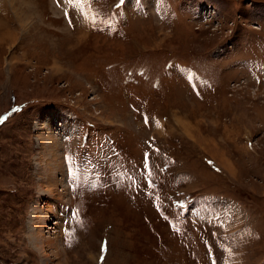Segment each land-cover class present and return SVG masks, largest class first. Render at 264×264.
Masks as SVG:
<instances>
[{"label": "rangeland", "instance_id": "374dc122", "mask_svg": "<svg viewBox=\"0 0 264 264\" xmlns=\"http://www.w3.org/2000/svg\"><path fill=\"white\" fill-rule=\"evenodd\" d=\"M116 1L0 0V264H264V75L243 63L264 65V0ZM190 67L212 85L194 93ZM81 119L86 147L109 133L118 149L68 192ZM146 150L152 194L139 175L106 183ZM195 195L206 220L172 233L153 205L186 214Z\"/></svg>", "mask_w": 264, "mask_h": 264}, {"label": "bare ground", "instance_id": "6f19581e", "mask_svg": "<svg viewBox=\"0 0 264 264\" xmlns=\"http://www.w3.org/2000/svg\"><path fill=\"white\" fill-rule=\"evenodd\" d=\"M52 190V189H51ZM33 212V211H32ZM42 247V246H41ZM42 249V248H41ZM46 258H48L47 256H46ZM49 259V258H48Z\"/></svg>", "mask_w": 264, "mask_h": 264}]
</instances>
